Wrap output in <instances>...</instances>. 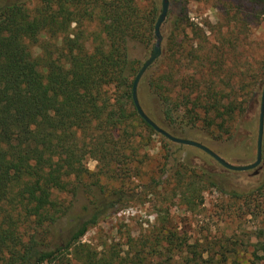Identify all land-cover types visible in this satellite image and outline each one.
<instances>
[{"label":"trees","instance_id":"trees-1","mask_svg":"<svg viewBox=\"0 0 264 264\" xmlns=\"http://www.w3.org/2000/svg\"><path fill=\"white\" fill-rule=\"evenodd\" d=\"M258 1L264 12V0ZM160 12L142 0L0 4V264H224L228 259L222 253V261H215L199 244L179 236L170 203L158 207L163 215L147 235L130 237L124 247L82 243L118 203L135 196L125 185L140 178L147 157L142 149L150 146V137L166 139L135 107L139 66L130 53L137 44L144 50L153 46ZM34 47L41 50L38 57ZM195 58L200 67L204 57ZM205 83L204 92L180 93L178 105L172 104V72L154 74L149 88L162 101L167 120L180 114L186 124L217 128L227 140L249 138L255 103L246 104L239 93L248 85L218 90L211 77ZM249 93L248 88L244 96ZM203 155L172 174L189 210L203 203L207 190L224 192L214 168L219 163ZM88 158L97 162L96 186L102 177L120 183L112 190L100 186L98 198L72 216V203L63 205L57 195L70 191L72 183L78 191L77 182L91 174ZM148 179L142 184L145 197L160 194L168 183ZM142 192L136 196L142 198ZM258 253L264 264V239Z\"/></svg>","mask_w":264,"mask_h":264},{"label":"rangeland","instance_id":"rangeland-1","mask_svg":"<svg viewBox=\"0 0 264 264\" xmlns=\"http://www.w3.org/2000/svg\"><path fill=\"white\" fill-rule=\"evenodd\" d=\"M13 1L16 0H0V4ZM142 2L144 5L153 4L161 11L162 0ZM34 5L35 1L29 4L31 7ZM91 27L94 29L95 24ZM161 32L162 55L147 70L138 87V100L143 111L172 136L196 141L230 164L247 166L255 163L264 88V12L259 1L170 0L169 14ZM155 43L156 38L148 50L138 44L130 48L131 58L137 62L139 71L152 55ZM33 54L38 57L40 48L34 47ZM195 55L204 57L200 67L196 66ZM168 72L175 76L173 105L182 104L180 93L204 92L208 77L215 81L218 90L226 87L238 89L246 83L251 93L244 96L248 89L244 87L239 93L246 104L255 103L250 112L253 123L247 128L251 136L235 142L221 136L217 128L208 130L201 123L197 127L186 124L180 114H176L173 120H167L163 103L149 88V81L154 74L162 77ZM150 138V146L142 149L147 157L140 165V178H134L125 185V189L135 196L130 201L118 203L114 208L115 213L92 228L82 243L124 247L130 237L147 235L163 215L158 207L170 203L174 231L189 244H199V248L213 255L215 261H222V253H227L228 259L224 264H263L258 258V242L264 239V145L262 162L254 170L235 172L215 165L218 182L224 192L207 190L203 194V203L189 210L178 196L181 184L175 181L172 174L178 171L181 163L200 162L205 152L173 143L166 137L162 139L153 135ZM162 157H168L169 161ZM87 167L91 174L82 177L79 183L76 181L79 184L77 192H73L76 185L72 183L70 191L57 195V201L63 205L72 203V216L79 215L84 207H89L98 198L100 186L112 190L120 183L102 177L100 186H96L97 162L88 158ZM149 176L168 182L160 194L151 198L145 197L146 193L141 191L142 184L149 180ZM141 192L142 198L136 196ZM65 225L64 220L60 226ZM99 250H102L101 246Z\"/></svg>","mask_w":264,"mask_h":264},{"label":"water","instance_id":"water-1","mask_svg":"<svg viewBox=\"0 0 264 264\" xmlns=\"http://www.w3.org/2000/svg\"><path fill=\"white\" fill-rule=\"evenodd\" d=\"M170 10V0H162V6H161V12L157 19L156 25H155V38L156 43L153 47V52L150 58L144 63V65L141 67L139 73L137 74L135 81L133 83V101L135 104V107L140 115V117L148 124L150 125L155 131H157L159 134L166 137L168 140H170L173 143L185 145V146H191L195 147L199 150H202L209 156H211L213 159H215L223 168L229 170V171H235V172H246L256 169L262 162V153H263V140H264V88L262 91L261 96V105H260V116H259V126H258V138H257V160L255 163L247 166H237L228 163L223 158H221L219 155H217L215 152H213L208 147L192 140L188 139H181L172 136L168 132L161 129L152 119H150L146 113L143 111V109L140 106L139 100H138V87L141 79L143 78L144 74L147 72V70L154 65V63L161 57L162 55V42H163V35L161 32V28L163 24L165 23L168 14Z\"/></svg>","mask_w":264,"mask_h":264}]
</instances>
